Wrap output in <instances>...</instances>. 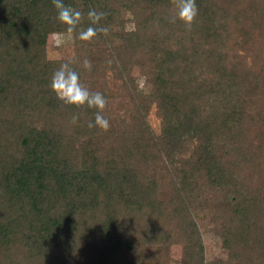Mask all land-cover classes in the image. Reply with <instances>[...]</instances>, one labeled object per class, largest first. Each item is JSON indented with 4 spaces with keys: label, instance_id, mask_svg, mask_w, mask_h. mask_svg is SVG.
Listing matches in <instances>:
<instances>
[{
    "label": "trees",
    "instance_id": "trees-1",
    "mask_svg": "<svg viewBox=\"0 0 264 264\" xmlns=\"http://www.w3.org/2000/svg\"><path fill=\"white\" fill-rule=\"evenodd\" d=\"M64 3L83 13L71 33L53 0H0V264H169L173 242L185 264H264V119L252 92L264 61L245 87L240 73L245 55L264 59V0H196L190 26L176 0ZM89 9L106 15L93 23ZM89 26L108 31L79 39ZM52 33L70 37L71 56L47 57ZM64 62L128 129L89 127L95 107L57 97ZM197 219L225 261H205Z\"/></svg>",
    "mask_w": 264,
    "mask_h": 264
},
{
    "label": "rangeland",
    "instance_id": "rangeland-1",
    "mask_svg": "<svg viewBox=\"0 0 264 264\" xmlns=\"http://www.w3.org/2000/svg\"><path fill=\"white\" fill-rule=\"evenodd\" d=\"M132 26L133 25L131 23H127L126 27L129 29V28H132ZM46 52H47V57L49 59H58V58L71 56L73 53V46H72L70 37L57 34V33L48 34L46 38ZM263 61L264 59L262 57L257 58L256 56L252 57V56H246V55L243 57V61L241 62L240 66L241 67L245 66L248 68V71H240V73L246 74V77L243 80L244 87L248 83L249 80L252 81L251 74L257 72L256 71L258 69L257 67H260ZM253 69L255 71H249ZM260 72H264V71H260ZM132 75L133 77H135L138 83V86L141 87V89H148L150 87L152 81L141 76L138 73V69L134 68L132 71ZM87 83L90 84L91 86L98 85L97 81H92V80H88ZM257 83H258V86H256V89L252 90V92H253V95H256V100L254 99V101L258 102L261 105V109L260 107H258L257 103L255 102L257 106L254 109V111L260 115L261 120H262L264 119V75L263 77L258 78ZM110 89L112 91H115L117 87L115 85H111ZM147 120L150 123L151 127L157 133L159 129V119L156 116V111H155L154 106H151V110L149 111L147 115ZM109 123H110L109 128L128 129V124H127L128 122L126 121L124 117L113 118L109 120ZM262 123H264V120L262 121ZM262 123L260 122V125H263ZM256 164L257 163L255 162L254 166ZM261 166L262 164L261 162H259V168ZM161 173H163L166 176L164 172H161ZM192 185L193 187L191 188V190L185 191V194H184V197L189 199L188 204L190 203L191 208L193 206L194 198H196L195 194H197V190L194 187L195 183L193 182ZM207 190L208 189H206V187L202 188V191L205 195H208L209 193ZM166 191L167 193H169L170 192L169 188H167ZM157 210L159 213H162L163 219H160V223L164 225V221L168 219L166 218L167 212L169 213V215H171L172 208L169 209L166 207V211H163L164 208H159ZM196 221H197V224H198V227L201 233L202 241H203L205 261L206 262L217 261V260L225 261L227 259L228 253H227V250L223 248L221 240L216 230L212 229V226L208 224L207 219H197ZM149 251H150L149 254H147L148 257L151 254H153L156 250L153 247L152 249L149 248ZM186 253H187L186 247L183 248L182 244L174 243V242L169 243V246L167 247V256L169 259V264H182V263L185 264L186 260L184 259V257H186L185 255ZM159 257H160L159 258L160 261L162 262L163 261L162 255H160Z\"/></svg>",
    "mask_w": 264,
    "mask_h": 264
},
{
    "label": "clouds",
    "instance_id": "clouds-1",
    "mask_svg": "<svg viewBox=\"0 0 264 264\" xmlns=\"http://www.w3.org/2000/svg\"><path fill=\"white\" fill-rule=\"evenodd\" d=\"M55 8L57 9V19L67 26L66 31L71 33L80 22L83 13L71 5H66L64 0H53ZM176 16L184 21L188 26L194 21L198 15V6L196 0H176ZM93 23H98L106 13L97 11L96 9H89L87 13ZM106 27L95 28L89 26L87 29L78 33V38L82 40H89L96 36L97 32H107ZM83 66L91 69V61L84 59ZM51 88L66 104L82 106L87 105L89 108L95 107L94 121L89 122V127L99 126L103 130L110 127L109 120L103 115L102 110L105 108L107 98L103 93L96 91L91 92L86 86L80 82L79 73L70 66V62H64L59 65L51 78ZM77 117L73 116V122Z\"/></svg>",
    "mask_w": 264,
    "mask_h": 264
}]
</instances>
